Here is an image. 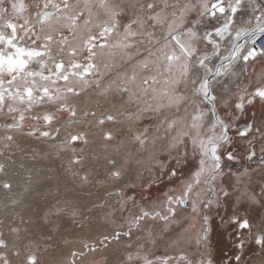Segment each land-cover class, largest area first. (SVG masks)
<instances>
[{"label":"snow or ice","instance_id":"snow-or-ice-1","mask_svg":"<svg viewBox=\"0 0 264 264\" xmlns=\"http://www.w3.org/2000/svg\"><path fill=\"white\" fill-rule=\"evenodd\" d=\"M79 4V0H77ZM138 2V0H137ZM3 0H0V4ZM161 7L158 11L153 12L156 4L150 0L146 4V15H135L123 25V33H120V17L125 14V9L120 4H115L112 0H84V6L77 11L75 15H64L65 10L71 9L69 0H47L43 3V9L37 12L38 19L29 21L24 19L23 24L13 21H7L0 24V112L5 110V102L11 101L7 106L8 113H21L20 121L5 125L8 129L19 130L23 127V112L17 104L26 105L25 110L31 111L36 105L45 103L58 105L57 112H67L70 117H76L78 109L68 101V96H80L88 86V80L85 73L97 70L93 62L97 56L96 49L105 47H118L123 50L137 48V43L144 44L147 42L150 46L144 49L141 54L137 49V55L141 58L136 61L141 70L152 69V74L144 76L140 84H137V73L126 76L121 85H118L119 91L128 94L129 103L142 104L143 107L135 113L136 121L141 120L146 114H156L160 116L165 110L172 108L179 109L180 105L189 99L180 91L181 85L187 89L189 83L193 85L191 102L196 104L195 97L200 98L201 104L208 105L207 111L197 106V111L192 115L190 124H185L182 119H168L164 116L160 124H166L165 132L175 134L171 136L167 149V159L157 161L159 173L152 176L145 182H134L129 180L123 188H117L115 192H108L109 197H117L115 203L118 207L107 205V201L99 204H93L92 208L103 209L108 206L109 211L105 218H111L116 212L129 211L126 217L127 228L120 232L117 230L112 236H104L101 243L111 240L119 241L121 235L131 238L134 231L141 228L142 222L147 220H157L165 222V228L170 223H177L174 218L177 215V208H190V217L187 228H195L197 219L201 222V227L196 234L199 251L198 259L195 264H214L212 258V240H211V217L207 214L208 210L213 208L227 212L230 201L233 212L224 219L220 217L221 225H232L235 231L234 247L237 254L231 259L235 264H246L242 261L245 248L248 244L254 243L261 250H264V231H259L253 237L254 224L249 218H241L236 209L241 204H247L259 208H264V181L258 187H253L245 180L249 175V168L245 167L241 172L232 171V166L225 161H238L240 157L235 155L237 147H233L238 141L230 133L235 128L237 137L246 142L245 159L251 161L257 158L261 168H264V146L261 147V155L257 157L254 141L259 140L264 144V126L256 124L257 116L255 112L251 113L252 121L236 128L235 121L247 115L245 111L247 105H252L257 98L264 101V86H259L252 92L245 90L240 93L239 86L236 85V91H232L233 81L229 79L232 74L233 65L238 61H243L245 65L249 60H255L257 55H264V48H257V40L264 37V0H215V3L209 7L207 0H197L192 3L186 0L180 3V0H160ZM135 8V3L130 5ZM39 7V5H37ZM93 7L97 9L95 15L99 19L101 13L108 17L104 22L101 30L94 35H89L83 41L84 48L79 46H70L71 42L68 36L62 33L57 35L47 34L43 38L33 29L39 25L43 26L53 18L67 19L71 22L69 34L74 40L76 37L75 28L81 17L88 13V17L83 20L85 25L91 23ZM11 8L14 12L20 14L26 10L24 3H12ZM0 11L7 9L0 8ZM139 11H145V5L139 4ZM195 13L196 18L189 19ZM223 21L222 24L207 29L204 24V17ZM247 16V18H245ZM239 20L243 24H253L254 27H240L235 31L233 36V25ZM151 22V23H149ZM135 26V27H134ZM159 27L166 34L159 38L155 29ZM10 29V31H6ZM151 29V30H150ZM201 30L203 35L201 36ZM19 33H23L20 35ZM114 34L120 37L115 45H109L105 39L108 35ZM28 37L32 44L43 39V43L35 48H28L24 41ZM34 37V39H32ZM138 37L143 39L137 40ZM232 37V39H228ZM103 40L102 43L98 42ZM243 40V43L239 41ZM203 41L207 48L211 46V52L201 51L198 42ZM58 42L62 46L68 47L69 56L75 57L81 54V51L88 53L86 59L89 61L87 67L76 62L69 61L67 64L53 55L49 44ZM225 42L230 45L231 51L226 56H221V50ZM251 44L246 52L245 45ZM264 43V41H262ZM43 49V50H40ZM63 51V47L61 48ZM129 59H132V53L127 52ZM44 57L51 60L56 67L52 69L44 61ZM216 60L214 68L209 65ZM36 65L37 69L31 66ZM45 69L47 73L45 74ZM198 70V71H197ZM9 77L4 79V77ZM37 77L41 81H49L48 85H38ZM75 77L80 84L69 83ZM64 81L63 88L56 87L59 81ZM133 87H129L128 85ZM96 86L100 84L97 81ZM111 87V86H109ZM108 89H104L102 94H106ZM231 92V96L229 93ZM235 97V103L230 104V99ZM223 109V114H221ZM211 114V123L204 129V119ZM84 115H95L94 112L85 111ZM36 121L42 120L45 125H52L56 120V114L44 112L32 117ZM105 119L115 121L114 115H107L100 119L99 123L103 124ZM160 130L159 126L156 128ZM38 129L27 133L29 136H35ZM56 135H59V128L55 129ZM144 132L135 134L132 138L141 147L147 144L148 138ZM252 134L251 136L249 134ZM40 136L55 139L50 128L40 131ZM107 139H112V134L108 133ZM7 141H12L13 137H5ZM84 139L82 135H71L69 143ZM187 139V144L185 143ZM188 145L191 146L193 156L199 155L197 164L185 177L182 171L189 164ZM154 146V142H153ZM9 147L5 144V148ZM2 155V153H0ZM79 164L80 158L73 161ZM115 165L116 161H109ZM171 165V166H170ZM227 169V171L225 170ZM0 171H3V165H0ZM151 171V169H149ZM122 172L114 169L109 173L113 181H119L122 178ZM179 179V194L172 195L176 189L170 188L168 192L163 193V200H149L150 190L154 186L164 182ZM81 179L87 183L88 176L84 175ZM140 178L137 177V180ZM4 188H10L11 185L4 183ZM139 187L141 199L148 200L151 210L144 207L137 201L135 194L126 195L127 189L135 190ZM235 198L233 199V194ZM131 202L133 207H139L138 214H133L127 205ZM162 209V210H161ZM92 209L90 208L89 211ZM59 211V210H58ZM76 215V212H73ZM114 223V221H113ZM123 228L124 225H120ZM18 232L19 229H13ZM149 236L151 232L149 231ZM3 234L0 233V236ZM139 239V237H137ZM8 245L4 239H0V248H6ZM106 246V245H105ZM85 247H88L87 245ZM131 247V244L128 245ZM140 247H143L141 244ZM90 250L94 251L93 246ZM14 255H19L15 252ZM75 255V253H74ZM127 259L131 261L132 255L129 254ZM2 264H11L5 253H0ZM28 264H36V257H28ZM145 264H152L146 260ZM193 264V261H189ZM225 264H228L225 261Z\"/></svg>","mask_w":264,"mask_h":264},{"label":"rangeland","instance_id":"rangeland-1","mask_svg":"<svg viewBox=\"0 0 264 264\" xmlns=\"http://www.w3.org/2000/svg\"><path fill=\"white\" fill-rule=\"evenodd\" d=\"M21 2L26 6V10L18 14L13 11L11 4H19ZM45 2L47 0H3L0 8L7 9V11H0V24L7 21L23 24L24 19H28L29 21L38 19L36 14L43 9V3ZM112 2L120 4L125 9V14L120 17L121 27L119 31L123 33V25L133 16L147 14L146 4L150 0H138V2L137 0H112ZM154 2L156 7H154L153 12L158 11L161 7L160 0H154ZM172 2L173 0H169V3ZM184 2L186 0H180V3ZM191 2L196 3L197 0H191ZM133 3L137 5L135 8L130 6ZM207 3L211 7L215 3V0H207ZM69 4L72 6L71 9L65 10L63 14L75 15L77 11L83 8L84 0H79V4L77 0H69ZM139 4L145 5L143 13L139 11ZM96 11L97 9L93 7V15L89 25L83 23V20L88 17V13L85 11V15L80 18L75 28L76 37L74 40L69 34L71 22L67 19L53 18L42 27L37 25L33 31L40 35L41 38L47 34L58 36L62 33L69 37L70 46H79L83 49V41L89 35L97 34L104 22L108 20V17L103 13L97 19L94 14ZM194 18H196L195 13L189 17V19ZM96 19L98 22L94 23ZM204 21L207 29L223 23L222 20H210L207 16L204 17ZM213 21L216 23H213ZM237 22L238 27L233 28V36L236 30L240 27H245V24L240 23L239 20ZM254 26L255 21H253L251 27ZM6 31H10V29H6ZM155 31L159 38H162L166 34L159 27ZM19 34L22 35L23 33ZM200 34L201 36L203 35V30H201ZM105 39L111 46L115 45L120 37L110 34ZM140 39L143 38H137V40ZM228 39H232V37ZM98 42L102 43L103 40ZM239 42L243 43L242 40ZM24 43L28 48H35L37 45L43 43V39L37 41L36 44H32L31 39L26 37ZM56 45L57 49L55 48ZM149 46L147 42L144 44L137 43V48L126 50L132 53V59H129L125 50L118 47L97 48V56L93 61L97 70L85 73L88 86L80 96H72L71 94L68 96L69 103L75 105L78 109L76 117H70L67 112H57L58 105L55 104L45 103L43 105H36L31 111L25 110L26 105L17 104L16 106L21 109L25 117L22 121L23 127L19 130H10L4 126L19 122L21 113H8L7 106L11 101L5 102V110L4 112H0V131L19 135V143L23 145L22 150L31 152L30 154H25L24 151L20 150L21 145L14 147L9 153L0 151L3 158L5 157L4 159L14 163L5 166L1 162L0 165H3V171H0V177L11 171L14 175H19L21 178L26 179H24L25 181L20 178H15L12 181H10L11 179H6L2 182L3 184H10L11 187L6 189L2 185L3 191L8 194L3 193L2 200L0 201V207H2L0 220L5 219L4 225H0V233L3 234L0 236V239H4L8 246L0 248V253H5L11 264H28V257L31 255L36 257V264H49L53 260L55 263H62L63 258L66 259L68 264H145L146 260L151 261L152 264H189V261H193V264H195L199 251L196 234L201 227V222L197 219L195 228L184 231L189 223L190 208H177V215L174 219L178 221V224L170 223L165 228V222L159 219L155 221L146 219L142 222L140 230L134 231L131 238L124 237V240L120 238L119 241L111 240V243L107 242L105 244L106 241L101 243L104 236H112L117 230L120 232L125 231L127 228L126 217L129 215V211L125 210L124 212H116L111 218L106 219L105 214L109 211L107 205L118 207L115 203L117 197H109L107 193L110 191L115 192L117 188H123L124 184L129 180L137 183L149 180L152 176L159 173L160 169L157 161H165L167 159V149L170 139L176 130L166 133V124L161 125L160 120L164 116H167L168 119H182L185 124H190L192 115L197 111V106L205 111L208 109V105L200 103L199 97H195L196 104L191 102L193 99L192 88L194 86L189 83L187 89L181 85L180 91L189 99L185 100L178 110L176 108L165 110L160 116H156L154 113L146 114L144 118L136 121L134 114L143 105L134 102L129 103L128 94L120 92L117 86H122L121 81L126 76L132 75L133 72L137 73V84H140L144 76L152 74L151 68L149 70H141L136 64V61L141 58L137 55V49L141 54H144V49ZM62 47L63 51H61ZM68 47L62 46L58 42L49 44L53 55L66 64L71 60H75L87 67L89 63L86 59L88 53L82 50L80 55L72 57L68 54ZM198 47L201 51L211 52V46L209 45L206 48L203 41L198 42ZM224 47H227L231 51L230 45L226 42ZM43 59L52 71L55 72L56 67L53 62L48 60L47 57ZM31 67L37 69L36 65H32ZM252 67L254 68L253 71L250 67L246 80L239 86L240 93H243L245 90L252 92L255 88L264 86V59L252 64ZM259 73H262V75ZM45 74H48L47 69H45ZM8 78L7 76L4 77V79ZM36 79L38 85H48L51 87L49 81H41L39 77ZM97 81L100 84L99 87L96 86ZM69 83L76 84L77 87L80 86L75 77ZM64 86L65 82L62 80L56 85V87L61 88ZM128 86L133 87L131 84ZM104 89H108L106 94H102ZM234 103L235 97L232 98L230 104ZM85 111L94 112L95 115L85 116ZM245 111L248 114L234 122L236 128H240L244 124L251 122L252 112L256 113V124L264 126V101L257 98L252 105L246 106ZM44 112L56 114L57 118L52 125H45L42 120L36 121L32 118ZM221 114H223V109H221ZM107 115H114L116 117L115 121L105 119V122L100 124L99 120L104 119ZM210 115L209 113L208 116ZM205 119L204 129L201 130L202 134L207 129L205 127ZM157 126L160 128L159 131L156 130ZM146 127L148 131L145 135L148 138V142L141 147L132 137L137 133L144 132ZM46 128L52 130L55 139L40 136V131ZM56 128L60 129L59 135H56ZM34 129H38L35 136L27 135L28 132ZM108 133L112 134V139L106 138ZM230 134L238 141L233 147H237L238 150L234 154L238 155L240 159L232 162L225 161V163L231 165L234 172H241L245 167L249 168V175L245 177V180L251 186L258 187L264 181V168H261L257 158H253L251 161L245 159L247 145L245 140H240L237 137L235 128ZM71 135H82L84 139L69 143ZM249 135L251 136L252 134L250 133ZM47 141H53L55 145H59V148L55 149L56 151L50 150L51 152L48 149L45 150ZM27 142L31 144L25 146ZM185 143L187 144V139ZM254 146L257 157H259L261 155V147L264 144L256 140L254 141ZM57 151L60 154H57ZM38 152L40 153L36 155ZM19 153L24 158L32 156V154H35L34 158L36 156L43 158L45 154H49L54 159L49 157L51 159L50 162L52 160L55 161L53 162L55 166H52H57L60 170V179L64 178L67 183L64 185L61 180L59 181L58 178H55V184L46 180V182L40 181L34 183L32 187V175L26 176L22 174L26 171V165H19V158L17 156ZM188 153L189 164L182 169L185 177L195 168L199 159L198 154L196 156L192 155L190 145H188ZM76 158H80L79 164L73 162ZM111 160L116 161V164H110L109 161ZM24 161L27 163L32 162L30 159ZM114 169H119L122 172L121 180L113 181L110 178L109 173ZM225 170L227 171V169ZM84 175L88 176L87 183L81 179ZM137 177L140 179L137 180ZM15 183H17V186L22 185L21 190L13 192ZM24 185L27 186L24 187ZM170 188L176 189V192L169 194H179V179L168 181L164 178L163 183L154 186L150 190L148 194L149 200H163V193L168 192ZM58 189L60 193L56 194L53 200H48L50 192L52 191L55 194ZM39 194L42 196L46 195L47 197H44L43 201L31 203V198ZM125 194H135L137 201L151 210L149 201L141 199L142 194L139 187L135 190L127 189ZM235 195L234 193L233 199ZM14 196L20 198L21 201L20 207L17 208L16 212L11 211L10 208ZM105 200L107 201V205L103 209L92 208L94 203L99 204ZM229 203L230 206L227 212L215 208L207 212L211 217L212 258L214 264H225V261L228 264H235L234 260L231 259L237 254V249L234 247V227L232 225L222 226L220 221V217L227 219L232 214L231 201ZM90 208L92 209L91 211H89ZM127 209H130L133 214H138L140 211L139 207H133L131 202L127 205ZM236 211L240 214L241 218L247 217L254 224L253 237L259 231H264V208L241 204ZM73 212H76V215H73ZM73 222H76L75 227ZM120 225H124V227L120 228ZM14 228L19 229V231L14 232ZM149 231L151 232L150 236L148 234ZM95 233H98L97 236L94 235ZM37 239L41 240L38 241ZM47 242L51 244L48 245ZM129 244H131V247H128ZM141 244L143 247H140ZM86 245L88 247H85ZM93 246L95 247L94 251L90 250ZM15 252H19V255H14ZM129 254L133 257L131 261L126 259ZM242 261H246V264H264V250H261L254 243H250L245 248ZM0 264H2V261H0Z\"/></svg>","mask_w":264,"mask_h":264},{"label":"bare ground","instance_id":"bare-ground-1","mask_svg":"<svg viewBox=\"0 0 264 264\" xmlns=\"http://www.w3.org/2000/svg\"><path fill=\"white\" fill-rule=\"evenodd\" d=\"M95 14V13H94ZM93 18H95L93 16ZM211 20V19H210ZM208 21V20H206ZM98 20H94V23H97ZM205 22V21H204ZM214 22V21H213ZM210 23V22H209ZM213 24V23H212ZM242 42H244L242 40ZM252 45L249 43L247 45H245V49L244 51L246 52L247 48H250ZM55 48L57 49V45L55 46ZM230 53L229 49L227 47H223V49L221 50V56H226ZM257 61H260V60H257ZM257 61H253L252 64H255V62ZM217 63L216 60H214L209 66L210 67H213L215 66V64ZM252 64L249 65V62H247V65L244 64L243 61H238L235 65H233V68H232V74L230 75L229 79L233 81V86H232V91H236V85L238 86H241L243 81L246 80V76L248 75V71H249V68L251 67V70L253 71V67H252ZM198 71V70H197ZM260 74V73H259ZM262 75V73L260 74ZM257 78V77H256ZM229 96H231V92L229 93ZM233 98V97H232ZM232 98L230 99V103L232 102ZM201 106V104H200ZM211 115L207 117V119H205V127H207L210 123H211ZM7 135H11L13 137V140L12 141H7L5 139V137ZM19 139H20V136L19 135H16L14 133H10V132H7V131H0V151H3V152H7L9 153V151H12L14 147L16 146H20V150H22V147L23 145L21 143H19ZM47 146H45V150L48 149L49 152H51L52 150H55V149H58L59 145H55L53 141H47ZM5 144H8L9 147L5 148ZM31 144L30 142H27L25 146ZM49 144V145H48ZM35 146V145H34ZM39 146V145H38ZM31 147V146H30ZM40 147V146H39ZM33 149V147H31ZM103 148H107V147H103ZM18 149V150H19ZM40 149V148H39ZM51 150V151H50ZM24 151L25 154H30L31 152L30 151H26V150H22ZM56 151V150H55ZM21 152V151H20ZM45 152V151H44ZM40 152L36 153V155H38ZM16 154V153H15ZM55 154V152H54ZM53 154V155H54ZM57 154H60L58 151H57ZM21 153L17 154L18 158H19V165H26V171H24V175L28 176V175H32L33 177V181H32V184L31 186L33 187L34 183H38L40 181L42 182H46V180L52 182V184L56 182V180H54L55 178H58V180L62 181V183L65 185L67 183V181L64 179V178H61L60 179V170L58 169V167H53L52 165L55 166V161H53L54 159L49 155V154H45L43 158L41 157H37L34 158L35 154H32V156H29V157H21ZM52 155V154H51ZM56 155V154H55ZM101 155V154H100ZM34 156V157H33ZM102 156V155H101ZM51 157L53 160L52 162L51 159L49 158ZM103 157V156H102ZM5 158V157H4ZM3 158V155L0 156V163L3 162L5 164V166H8L9 164H14L10 161H8L7 159H4ZM16 158V157H15ZM14 158V159H15ZM34 158V159H33ZM26 159H30L32 162H25L24 160ZM59 162V161H58ZM50 163V164H49ZM88 167V166H87ZM12 168V166H11ZM15 178H20L21 180H24L23 178H21L19 175H14L13 172L11 171H8L7 173H5L4 175H2L0 177V201L2 200V195L3 193L4 194H8V193H5L3 191V187L2 185H4L2 182L6 179H11L10 181L14 180ZM26 180V179H25ZM24 180V181H25ZM27 185H24V187H26ZM37 186V185H36ZM39 187V186H38ZM22 188V185L20 186H17V183H15L14 185V188H13V192H17L18 190H21ZM55 188V187H54ZM58 188V187H57ZM57 192L54 194L52 191L50 192V195L48 196V200H53V198L55 197L56 194H59L60 193V190H56ZM38 194V193H37ZM5 196V195H4ZM35 196V195H34ZM44 197L46 198L47 196H42V195H36L35 197H32L31 198V203H36V202H39V201H43ZM28 201V200H27ZM1 203V202H0ZM20 204H21V201H20V198L14 196L13 197V202L11 203L10 205V208H11V211L13 212H16L18 209V207H20ZM24 205V204H23ZM22 206V205H21ZM2 207H0V213L2 212ZM8 209V207H7ZM184 210V209H183ZM182 210V211H183ZM9 211V210H8ZM9 213V212H8ZM16 214V213H15ZM11 215V214H10ZM28 215V214H27ZM26 215V216H27ZM0 217H1V214H0ZM2 219V218H1ZM4 219V218H3ZM5 223V219L4 220H0V225H4ZM26 224V223H25ZM24 224V225H25ZM73 225L75 227L76 225V222H73ZM98 233H95L94 235L97 236ZM36 236V235H35ZM101 237V236H100ZM22 238V237H21ZM122 240H124V236L120 237ZM38 240V239H37ZM41 239H39L38 241H40ZM115 241V240H114ZM128 241V240H126ZM125 241V242H126ZM108 241H106L105 244H107ZM122 242V241H121ZM21 243V242H20ZM48 245H50L51 243L47 242ZM111 243V242H110ZM109 244V243H108ZM115 244V243H114ZM121 244V243H120ZM118 246V245H117ZM119 247V246H118ZM117 248V247H116ZM132 249V248H131ZM29 252V251H28ZM127 259V258H126ZM49 264H68V262L66 261L65 258H63V262L62 263H55L54 260L51 261Z\"/></svg>","mask_w":264,"mask_h":264},{"label":"built area","instance_id":"built-area-1","mask_svg":"<svg viewBox=\"0 0 264 264\" xmlns=\"http://www.w3.org/2000/svg\"><path fill=\"white\" fill-rule=\"evenodd\" d=\"M262 41H264V37H260L257 40V44L255 45L257 48H264V43H262ZM252 47V46H251ZM249 48H247L246 50H248ZM264 59V55H257L255 60H249V65L253 62V61H257V60H262Z\"/></svg>","mask_w":264,"mask_h":264},{"label":"crops","instance_id":"crops-1","mask_svg":"<svg viewBox=\"0 0 264 264\" xmlns=\"http://www.w3.org/2000/svg\"><path fill=\"white\" fill-rule=\"evenodd\" d=\"M213 23H216V22H213ZM244 26H245V27H249V28H251L252 24H245ZM235 27H238V22H236V23L233 25V28H235Z\"/></svg>","mask_w":264,"mask_h":264}]
</instances>
